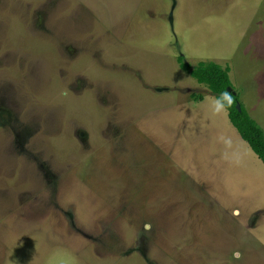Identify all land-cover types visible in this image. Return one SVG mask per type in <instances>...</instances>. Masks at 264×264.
I'll return each mask as SVG.
<instances>
[{"label":"rangeland","instance_id":"374dc122","mask_svg":"<svg viewBox=\"0 0 264 264\" xmlns=\"http://www.w3.org/2000/svg\"><path fill=\"white\" fill-rule=\"evenodd\" d=\"M264 0H0V264H264Z\"/></svg>","mask_w":264,"mask_h":264},{"label":"trees","instance_id":"16d2710c","mask_svg":"<svg viewBox=\"0 0 264 264\" xmlns=\"http://www.w3.org/2000/svg\"><path fill=\"white\" fill-rule=\"evenodd\" d=\"M176 59L182 70L187 71L198 83L207 86L218 103L226 109L229 121L240 138L245 139L264 162L263 130L255 119L248 114L242 103L240 104L230 81L229 67L212 61H198L191 64L185 62L179 55ZM237 103L240 105V111L236 109Z\"/></svg>","mask_w":264,"mask_h":264},{"label":"water","instance_id":"95a60500","mask_svg":"<svg viewBox=\"0 0 264 264\" xmlns=\"http://www.w3.org/2000/svg\"><path fill=\"white\" fill-rule=\"evenodd\" d=\"M236 109H237L238 111H240V105H239V103L236 104Z\"/></svg>","mask_w":264,"mask_h":264}]
</instances>
